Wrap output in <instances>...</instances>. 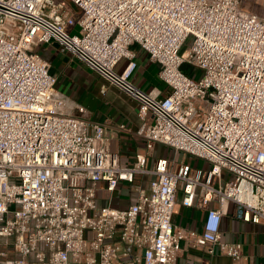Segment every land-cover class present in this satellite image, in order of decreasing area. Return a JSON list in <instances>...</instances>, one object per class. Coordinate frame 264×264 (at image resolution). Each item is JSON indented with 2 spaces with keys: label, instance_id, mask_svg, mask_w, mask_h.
<instances>
[{
  "label": "built area",
  "instance_id": "2783aa9c",
  "mask_svg": "<svg viewBox=\"0 0 264 264\" xmlns=\"http://www.w3.org/2000/svg\"><path fill=\"white\" fill-rule=\"evenodd\" d=\"M241 5L0 0V264H179L184 240L241 258L243 244L221 236L229 203L245 221L264 220V17ZM53 41L138 102L149 149L160 143L207 168L160 157L148 169L143 156L122 166L108 122L91 124L34 52ZM133 44L160 65L166 95L132 81ZM145 173L148 190L129 207L98 203L100 182L113 192ZM179 190L184 205L207 207L201 232L173 224Z\"/></svg>",
  "mask_w": 264,
  "mask_h": 264
},
{
  "label": "crops",
  "instance_id": "0c3cea01",
  "mask_svg": "<svg viewBox=\"0 0 264 264\" xmlns=\"http://www.w3.org/2000/svg\"><path fill=\"white\" fill-rule=\"evenodd\" d=\"M66 3L72 11H76L72 4ZM241 8L246 13L264 17V0H242ZM71 30L76 31L77 28H71ZM36 47L40 48V53L35 51ZM131 48L136 52L138 62L132 81L147 92L156 91L160 92L161 96L166 95L168 89L159 77L160 65L150 61L146 52L138 44H133ZM34 52L49 63L50 71L57 77V88L71 101L86 107L87 112L84 115L91 124L108 122L105 134L106 145L119 154L122 166L134 164L140 156L145 157L148 169H153L160 157L173 161L174 168L182 162L187 163L185 158L189 154L176 152L169 146L157 143L149 149L146 139L137 133L141 123L138 116V102L116 86L109 84L58 42L38 44L34 46ZM127 62V59H122L117 64L116 70L121 72ZM103 88L104 91H102ZM120 125H124L125 129L120 128ZM181 154L184 158L178 161ZM151 177V174L145 173L136 175L132 183L120 181L113 192H109L105 183L100 182L98 203L125 209L137 201L140 190H148ZM182 198L183 193L179 190L172 217L173 224L185 231L201 232L207 207L201 198H197L193 206L184 205ZM210 205L218 207V202L213 201ZM221 236L225 242L243 244L241 258L234 259L220 252L217 247L214 253H209L191 240H184L178 263L264 264V220L254 223L237 217L235 204L231 202L227 213L221 219Z\"/></svg>",
  "mask_w": 264,
  "mask_h": 264
},
{
  "label": "rangeland",
  "instance_id": "374dc122",
  "mask_svg": "<svg viewBox=\"0 0 264 264\" xmlns=\"http://www.w3.org/2000/svg\"><path fill=\"white\" fill-rule=\"evenodd\" d=\"M35 51L37 53H40L41 50H40V48L36 47ZM41 55L42 56L44 55L43 52L41 53ZM183 70L187 71L188 73H194L196 71V70H193L190 66H187V65L183 66ZM199 73L200 72L197 71V74L195 75L196 78H198ZM176 157L177 156H175V158ZM183 158H184V156L181 154L178 161H182ZM185 161L187 162V164H189L192 167H199V168H202V169H206L207 168L206 161H204L202 159H199L198 157L193 156V155H188V157L185 158ZM224 174H225V180L230 181V180L233 179V175L228 173L227 171H225Z\"/></svg>",
  "mask_w": 264,
  "mask_h": 264
},
{
  "label": "trees",
  "instance_id": "16d2710c",
  "mask_svg": "<svg viewBox=\"0 0 264 264\" xmlns=\"http://www.w3.org/2000/svg\"><path fill=\"white\" fill-rule=\"evenodd\" d=\"M187 72V71H186Z\"/></svg>",
  "mask_w": 264,
  "mask_h": 264
}]
</instances>
